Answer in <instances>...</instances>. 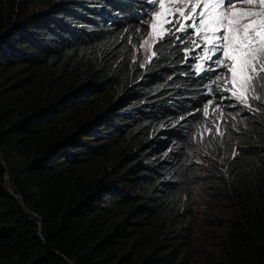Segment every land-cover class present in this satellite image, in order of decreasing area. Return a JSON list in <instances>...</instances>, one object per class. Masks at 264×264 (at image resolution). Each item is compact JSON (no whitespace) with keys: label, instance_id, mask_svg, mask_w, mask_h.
<instances>
[{"label":"trees","instance_id":"16d2710c","mask_svg":"<svg viewBox=\"0 0 264 264\" xmlns=\"http://www.w3.org/2000/svg\"><path fill=\"white\" fill-rule=\"evenodd\" d=\"M141 5L0 0V264H264V105L213 163L188 115L210 74L167 44L133 63Z\"/></svg>","mask_w":264,"mask_h":264},{"label":"snow or ice","instance_id":"6c2138e0","mask_svg":"<svg viewBox=\"0 0 264 264\" xmlns=\"http://www.w3.org/2000/svg\"><path fill=\"white\" fill-rule=\"evenodd\" d=\"M144 3L149 6L143 12L147 19L141 18L134 35L126 37L143 60L139 66L151 64L167 44L169 53L188 64L193 75L214 74L205 86L207 103L188 114L200 115L205 121L196 125L194 141H202L205 133L213 139L224 137L229 127H236L228 124L230 120L261 110L253 106V101L264 105V0ZM142 28L148 29L147 37L133 44ZM133 63L138 61L134 59ZM186 118L181 116L180 120Z\"/></svg>","mask_w":264,"mask_h":264},{"label":"rangeland","instance_id":"374dc122","mask_svg":"<svg viewBox=\"0 0 264 264\" xmlns=\"http://www.w3.org/2000/svg\"><path fill=\"white\" fill-rule=\"evenodd\" d=\"M44 8H46V6L44 5V4H38V3H33V5L31 6V8H30V10H29V12L31 13H35V12H38V11H42V10H44ZM154 10V9H153ZM141 18H145V19H147V17H141ZM141 18H138L137 19V26L136 27H138V26H140L139 25V21H140V19ZM71 24V23H70ZM135 27V28H136ZM134 28V29H135ZM133 35H134V31H133ZM147 35H148V29L147 28H142V30H141V33L139 34V36L138 37H136V38H134V40H133V44H138L139 43V41L140 40H142L143 38H145V37H147ZM131 48H132V57L133 58H135V59H138V60H140L139 62L140 63H143V60L141 59V57H140V54L137 52V50L135 49V48H133V46L131 45ZM210 74V79H212V78H214V74L213 73H209ZM209 82H210V80H209ZM81 97V96H80ZM80 97H78V98H80ZM207 103V100L203 103V104H201V105H198L197 106V109L198 108H201L204 104H206ZM251 113H242V116L241 117H238L236 120H241V119H243V118H247L249 115H250ZM205 121L202 119V117L200 118V120L198 121V123L197 124H201V125H203V123H204ZM170 126H169V128H173L176 124H175V122L174 123H171V124H169ZM196 131H197V128H196V130H195V132H194V134L196 133ZM194 134L192 135V140H193V136H194ZM211 136H209L207 133H205L204 134V138H203V140L202 141H200V140H195L196 142H197V147H198V150L199 151H202L203 153H205L206 155H208L210 158H211V160H212V162L213 163H222L223 162V158L225 157V155H226V152H224L222 149H221V145L220 144H217V143H214V144H211L210 143V139L209 140H206V139H208V138H210ZM162 138H164V136L162 137ZM212 138V137H211ZM194 141V140H193ZM169 143H170V141H169ZM161 145H163V142H161V143H159L158 144V146H160L161 147ZM169 146H170V144H168ZM168 146V147H169ZM156 151H158V152H156L157 154H158V156L159 157H163L164 155H165V153L167 152V149L166 150H160V148L158 149V150H156ZM203 197V196H202ZM202 197H200V201L202 202V203H206V204H208V211H210V212H212V215L213 214H221V213H223V210L222 209H216V208H213L212 207V205H211V201L212 200H210V197H205V198H202ZM216 207V206H215ZM195 213H196V215H198V216H202L203 215V213H202V207H201V205H198V206H196L195 208ZM130 219V221H132L133 220V217H131V218H129ZM204 223V225L205 226H202L203 228H205V229H207V228H209V229H211L212 231L214 230L215 231V227L214 226H212V225H210V224H208V222H206V221H204L203 222ZM207 227V228H206ZM206 232H202V234L204 235Z\"/></svg>","mask_w":264,"mask_h":264},{"label":"clouds","instance_id":"9594fccd","mask_svg":"<svg viewBox=\"0 0 264 264\" xmlns=\"http://www.w3.org/2000/svg\"><path fill=\"white\" fill-rule=\"evenodd\" d=\"M142 2H143V7L140 9V10H138V14L136 15V18L138 19V18H141L142 16H143V12H144V10L145 9H148V7H146V4L144 3V0H141Z\"/></svg>","mask_w":264,"mask_h":264}]
</instances>
